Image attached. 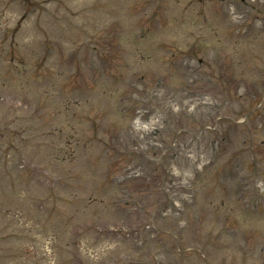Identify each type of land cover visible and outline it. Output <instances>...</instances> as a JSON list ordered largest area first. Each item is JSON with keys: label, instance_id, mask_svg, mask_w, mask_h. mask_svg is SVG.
Instances as JSON below:
<instances>
[{"label": "rangeland", "instance_id": "rangeland-1", "mask_svg": "<svg viewBox=\"0 0 264 264\" xmlns=\"http://www.w3.org/2000/svg\"><path fill=\"white\" fill-rule=\"evenodd\" d=\"M0 1L5 2L0 5L3 27L13 31L11 49L14 43L21 45V41L33 46L35 43H43V51L48 49L47 53L52 48L59 51L61 47L70 44H73L72 51L77 48L73 53L75 68L71 83L63 81L65 67L54 70L58 72L57 93L61 97L60 103L63 102L69 107V111L57 119H60L57 130H61L62 134L59 135L60 140L55 143H52L51 139V143H42L43 137L48 136L55 126L54 119L49 118L46 121V112H41L36 105L32 106V111L28 107L27 114L33 118L39 115L40 122L44 125L39 131H31L32 126L38 123L29 121L24 116L25 109L21 105L45 97L42 86L44 83L49 84L46 80L50 79L53 73L47 69L42 71L44 65L37 61L27 66V70L37 76L38 87L26 78L21 83L12 80L5 89L4 76H0V178L4 186L8 184L6 185L7 177L3 173V156L6 158L5 150L7 152L15 145L12 135L17 127V133L24 129L32 136L26 142L29 144L28 148L24 146L22 150H25L26 154H33V161L35 158H38V162L42 159L47 161L46 165L53 167L50 165L51 152L59 155L58 167L63 165L60 171L65 175L61 180L60 190L70 192L68 200L75 203L76 210L73 214L76 212L79 218L82 216V219L76 218V223L90 225L93 221L101 222L100 224L105 222L109 229L117 231L101 237L97 235L94 246L89 249L79 245L80 250L77 251L81 256H76L74 264H264V214L247 213L246 216L240 213L236 206V194L240 193L250 200L248 202L251 205L257 204L258 209L264 213V0H231L234 6H227L224 11L221 3L218 11H212V8L205 6L200 9L201 12L191 4L194 0H136L134 2L138 4L133 9L135 18L130 17L133 12L124 11L127 0H29V14L32 13L36 17L42 12L37 18L27 13V16L21 15L22 7L20 9L16 3H9V0ZM201 13L209 18L208 26L196 25L197 21L193 16L196 14L199 19ZM203 18L207 20L205 16ZM65 19L72 24L68 26L71 28L72 37L76 39L74 42L70 31L64 30L67 25ZM184 20L185 23H180ZM214 28L220 33L211 35ZM118 29L122 30V36L112 34L106 38L108 32L114 33L116 30L118 33ZM185 30H190L189 36ZM94 32L96 35L98 32L99 38L105 41V44L108 43L105 56L110 68H107L106 72L101 70L103 65L100 64V56H95L92 50L89 52V49L80 46L85 45L87 38ZM135 33L139 36L131 37ZM9 36L10 33H7L0 39V55L5 52L10 56ZM142 39L147 41L142 43ZM120 40L123 44H120ZM182 42L194 46L206 43L207 49L198 57H204L208 63H201L199 66L198 62H195L189 66L190 71L194 72L198 68L197 75L200 74L205 80V83H200L202 78H187L193 82L189 84V88L195 92L189 94V97L196 95L198 98L195 106L190 105L192 101H185L186 94L180 92V88L185 85L184 78L181 77V71L169 61L172 53L176 55L183 49ZM82 48L84 51L81 52ZM120 51H125V59L121 68H118L121 64ZM14 52L30 55L28 50L20 46H17ZM78 57L80 58L76 61ZM58 58L61 59V56H56L57 61ZM213 58L216 59L212 62ZM45 60L48 61L47 56ZM0 70L1 73L7 72L1 66ZM77 86L81 88L78 90L82 94L81 98L71 101L63 97L66 94L64 92ZM136 92H139V98L133 96ZM138 99L150 108L159 109L164 115V129L169 128L163 134L168 137L165 141L168 142L167 147H170L171 141L174 140L172 138L175 131H179L176 140L182 141L185 138L184 130L196 133L209 122L211 127L213 122L216 123L215 112L212 116L203 114L199 111L200 106L218 108L222 119L219 123L226 131L223 140L215 144V170L214 166L210 165L208 171L199 172L195 187L201 190L192 205L183 210L180 218L165 217L156 221L159 233L144 244L139 240V234L122 236L120 229L125 226L132 232L133 229L149 223L152 211L148 214L136 213L135 218H131L123 206L127 203L126 193H130L134 198H145L139 201L145 205L149 204L148 210L159 205L162 200L159 192L157 193L158 186L151 182L160 172L156 170L155 165H145L144 175H148L150 179L141 178L142 181L129 183L130 186L119 187L120 191H116V194L120 199L117 200L112 198V195L109 197L106 193L108 186H104L106 174L117 175L123 166L131 165V158L126 154V149L134 145V139L126 133L131 125L127 124L126 118H120L118 110L127 108L131 111ZM258 102L261 111L256 115L260 116L251 119L252 123L246 126L248 134L240 129L237 119L245 118L244 113L256 103L258 105ZM3 105L6 109L11 108L12 124L4 117ZM49 111L54 114L57 109L49 108ZM191 111L197 114L195 122L189 116ZM19 113L24 114V121L16 115ZM223 116L231 117V120L224 119ZM122 127H125L123 132L118 133V128L120 130ZM52 133L57 135L56 130H51L50 135ZM191 136L194 135L190 134L188 137ZM3 138L11 139V149L5 148ZM209 144L204 155H212ZM19 150L18 145L17 153L12 151L10 160L21 167L22 163L18 160ZM107 150L109 153H106ZM207 157L208 155L202 158L208 160ZM166 158L168 159L167 156ZM248 159L251 160L250 163L247 162ZM179 161L185 166L184 158ZM107 164L111 165L110 172L107 171ZM236 165L238 167H235ZM2 195L4 194L0 193V204L5 200ZM112 200L121 208L117 211H106L105 203ZM26 208L27 206L19 205L13 212L18 228L23 222L21 219L27 217ZM118 214L121 216V223L117 218ZM27 215L32 219L30 214ZM32 215L34 226L39 225V221L43 220L42 216L39 213ZM180 219L183 222H180ZM43 223L44 221L40 225ZM95 227L97 230L101 228L98 224ZM172 236L179 239L180 253L175 252L176 245ZM60 241L62 243L63 240ZM245 247H249V250L244 251ZM8 248L0 245V263L11 261ZM243 251L249 254L241 256ZM12 255L21 260L13 251ZM63 260L66 259L60 258L61 264H70L69 261ZM38 264L45 263L39 261Z\"/></svg>", "mask_w": 264, "mask_h": 264}]
</instances>
